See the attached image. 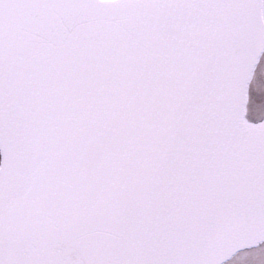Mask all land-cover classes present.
<instances>
[{"label":"water","instance_id":"obj_1","mask_svg":"<svg viewBox=\"0 0 264 264\" xmlns=\"http://www.w3.org/2000/svg\"><path fill=\"white\" fill-rule=\"evenodd\" d=\"M261 6L0 0V264H264Z\"/></svg>","mask_w":264,"mask_h":264}]
</instances>
